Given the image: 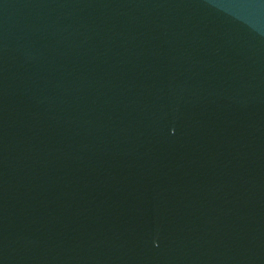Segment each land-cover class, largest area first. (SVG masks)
Wrapping results in <instances>:
<instances>
[{"label":"water","instance_id":"95a60500","mask_svg":"<svg viewBox=\"0 0 264 264\" xmlns=\"http://www.w3.org/2000/svg\"><path fill=\"white\" fill-rule=\"evenodd\" d=\"M0 264H264V0H0Z\"/></svg>","mask_w":264,"mask_h":264}]
</instances>
